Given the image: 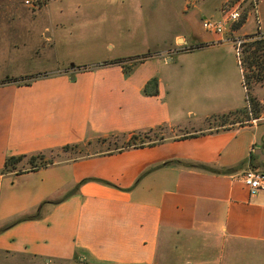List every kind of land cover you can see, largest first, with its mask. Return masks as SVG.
<instances>
[{
	"label": "crops",
	"instance_id": "obj_1",
	"mask_svg": "<svg viewBox=\"0 0 264 264\" xmlns=\"http://www.w3.org/2000/svg\"><path fill=\"white\" fill-rule=\"evenodd\" d=\"M148 1L50 0L42 23L0 21L5 41L11 35L38 50L47 45L53 59V66L41 71L51 75L0 85V169L12 155L113 136L130 138L186 122L192 130L154 145L95 151L0 175L1 186L12 183L18 191L11 197L18 208L2 219L17 212L29 217L0 230V252L46 260L77 257L86 264H184L187 253L215 248L236 249L233 264L248 263L251 254V260L257 254L264 257V192L252 193L241 181L249 168L264 171V117L214 132L202 128L211 117L246 105L240 104L228 77L223 35L195 32L198 12L193 3L198 0H184L169 5L180 23L162 29L164 40L145 29L138 37L137 9H149ZM252 15L256 29L241 35L264 31V0H257ZM90 27L107 33L104 40L115 53L85 70L65 69L72 59L66 45L84 40L82 29ZM200 43L207 45L196 46ZM185 48L192 49L184 53ZM148 51L161 54L132 66L129 75L121 63L101 65ZM176 53L187 87L184 98L175 94L171 100L163 69ZM196 113L197 123L185 119Z\"/></svg>",
	"mask_w": 264,
	"mask_h": 264
},
{
	"label": "rangeland",
	"instance_id": "obj_2",
	"mask_svg": "<svg viewBox=\"0 0 264 264\" xmlns=\"http://www.w3.org/2000/svg\"><path fill=\"white\" fill-rule=\"evenodd\" d=\"M26 0H0V21H16V20H35L37 22H41L46 20L45 11H47V5L50 0H45L44 2H40L39 6H31L26 4ZM84 3H91L96 0H83ZM224 0H198L195 4L197 7V17L194 25V30L198 34H203L205 36L212 35L211 32L207 31L202 24L203 19L208 18L211 20L220 19L222 16L221 12V4ZM231 4L236 2H240L241 9V18L239 21L232 23L226 29L223 34V39L221 40L225 43V47L223 48V52L226 53L227 63L229 64V69L227 67L228 77L231 79L233 83V92L236 94L235 96L239 99L240 104H246L249 109L250 104L246 102L245 92L243 88V84H241V72L239 69V65L236 57V49L233 43V38L235 37H245V35H241L244 32H248L251 30H255L257 27V23L255 17L252 15L257 0H229ZM54 2V1H53ZM184 3V0H150L148 1V5L150 8H141L142 12H138L137 9V33L138 37H140V30L145 29L153 33L154 37H159L162 41L166 38L163 33H161L162 29L166 28H175L178 25L179 18L178 13L175 11H171L169 5H181ZM53 3H51L52 5ZM163 5V6H162ZM144 10V11H143ZM244 13H247L246 21L241 24L242 16ZM251 15L249 16V14ZM249 16V17H248ZM95 18V17H94ZM169 25H168V23ZM145 27V28H144ZM83 30V31H82ZM82 35L84 40L82 39L79 42L72 43L70 45H66L69 47L68 53L72 59H67L68 64L63 65L65 69H69L70 71L75 70H85L91 68L96 65H92L93 62H98L105 56H110L115 53V49L109 47L108 43L110 41L104 40L107 39V33L104 34L101 29L96 27L84 28L82 29ZM257 30L256 32H258ZM159 33V35H158ZM255 33V32H254ZM251 34V33H249ZM215 35V34H214ZM219 35V34H216ZM8 39L5 41L2 37H0V85L4 84H24L28 83L36 78L45 77L51 75L52 73L41 72L44 70L47 65L51 64L53 66V59H50V54L48 52L49 46L46 45V50H38L37 47L33 44H19L15 42V39L8 35ZM150 38V37H149ZM177 44L182 45L183 40H180ZM35 46V47H34ZM231 46H233L234 50H231ZM44 47V45H42ZM184 53H187V50H184ZM167 52L166 54H168ZM183 54V52H181ZM236 53V54H235ZM159 51H148L144 54H136L133 56L126 57L125 65L134 66L149 57L160 55ZM165 54V55H166ZM180 53L173 54V60L170 61L163 69V76L165 77L166 84L168 85V91H170L171 96L169 97L171 100L173 96L181 95L183 97V91L186 89V83L182 78V67L180 65V61L177 60V57ZM169 55V54H168ZM189 55V54H188ZM187 55V56H188ZM49 59V60H48ZM72 64V65H71ZM75 64H90V65H75ZM55 66V65H54ZM40 71V72H39ZM34 72H38L32 74ZM27 74V75H24ZM31 74V75H28ZM11 79V80H8ZM253 95L264 104V83L254 82V89L252 91ZM261 117H264V109L262 110ZM200 116L195 114L194 117L188 116L185 119L190 123H197ZM223 118L227 119V122L221 123ZM244 121V122H243ZM240 122L245 125L248 122L246 121V117L238 114H229L227 117H220L216 115L208 119L204 124H202V128H207L209 132H214L221 130L223 128L236 127L240 125ZM190 125L186 122L182 125H172L168 128L158 129L155 132L150 133L148 137L154 136H163L168 139H172L179 136H188L192 133V130L189 128ZM147 137V136H146ZM145 136L142 135L141 139H146ZM131 143L128 136H117L108 139L103 142H93L90 145L86 143L81 144L78 147H70L64 149L62 147L45 152V158L47 160H52L53 163L60 162L61 160L67 159H75L78 158L85 153H91L94 151H108L115 150L117 147L126 146ZM38 161H40L38 159ZM52 163V164H53ZM31 163H29L28 158L18 162L14 168H11V171L6 173H1L0 175H4L7 173L18 174L26 171L31 167ZM263 171V170H262ZM76 187L71 188L70 190L61 191L55 195H52L48 203H52V199H59L63 194L67 192L74 191ZM18 193L17 188L13 186L12 183H9L7 186L0 185V230L4 227H7L12 222L18 220L22 217L23 213L17 212L14 216L2 219V216L5 212L11 211L13 209L18 208V203L16 201H12L11 197L15 196ZM5 205L1 210V206ZM42 209L40 210V212ZM32 215L39 214V210L37 212H31ZM187 247V245H186ZM236 249H233V252L228 250L227 252L224 249L220 251L215 248L209 252L201 251L200 253L191 252L185 255V263L194 262L198 263V261H208V264H233V260L237 257L239 252H236ZM226 252V253H225ZM244 252V251H243ZM246 253V252H244ZM247 254V253H246ZM252 254L247 255L246 264H264V257L261 255H256L252 260ZM243 259V258H242ZM250 260V261H249ZM0 264H86L85 261L80 260L79 258H74L72 260L65 259H48L46 260L44 257H32L20 254H11L0 252Z\"/></svg>",
	"mask_w": 264,
	"mask_h": 264
},
{
	"label": "trees",
	"instance_id": "obj_3",
	"mask_svg": "<svg viewBox=\"0 0 264 264\" xmlns=\"http://www.w3.org/2000/svg\"><path fill=\"white\" fill-rule=\"evenodd\" d=\"M246 19H247V13H244V15L242 16L241 24H243L246 21ZM242 38H243V43H242L241 51L239 53H237V58H238L239 65H240L241 70H242V84H243V86L245 88V92H246V102L248 104H250L251 109H249L247 106H244L242 108H238V109L229 111L228 113H223L219 116L220 117H227V116H229V114L235 113L238 115L245 116L246 121H250V120L260 119L262 110L264 109V104L261 103V101H259L252 93V91L254 89V82L264 83V31H258L255 33H251V34L245 35V37H242ZM205 45H207V44L200 43L196 46H205ZM192 48H190V49H192ZM126 59H128V58H119V59H115V60H111V61H105L101 65L111 64V63H121L123 66L124 73L126 75H129L131 73L133 67L124 64ZM8 80H11V79H8ZM156 81H157V78L155 77L154 79H152V81H150L148 83V85H146V88L144 91L147 92V87L150 84L152 85L153 83H156ZM155 93H156V91H155ZM223 119L224 120H221L222 121L221 123L227 122L226 118H223ZM243 122H240V124H242ZM158 129H163V127H159V128H155V129H148L147 131L134 133L129 138L131 143H129L128 145H126V146L123 145L121 147H117L115 150H108V151H104V152L109 153V152H114V151H121V150H123L127 147H130V146L139 147V146H147V145L157 144L158 142H161L164 139L163 136H154V137H148V136L150 135V133L155 132ZM142 135L145 137L147 136L146 137L147 140L141 139L140 137H142ZM113 137H117V136H113ZM110 138H112V137L100 138V139H97V142H100V143L103 142L104 143L105 141H107ZM91 143H93V142H91V141L86 142L87 145H90ZM80 145H81V143H75V144L65 145L62 148H64V149H67L70 147L75 148V147H78ZM91 153H85L84 155H82L80 157L90 155ZM25 158H28L29 163H31V165H32L28 169L29 171H33V170L39 169L41 167H46V166L53 163V161L51 159L47 160L45 158V153H43V152L37 153L35 155H26V154L12 155V156H8L6 158L4 166L1 169V173H6V172L11 171V168H14L18 162L24 160ZM38 159L40 161H38ZM87 180L88 179H84L80 183H83ZM46 202H49V201H46ZM52 202H55V201H52ZM27 218H29V217L23 216L14 222H18V221H21V220H24ZM14 222H12V223H14ZM11 224H9V225H11Z\"/></svg>",
	"mask_w": 264,
	"mask_h": 264
},
{
	"label": "built area",
	"instance_id": "obj_4",
	"mask_svg": "<svg viewBox=\"0 0 264 264\" xmlns=\"http://www.w3.org/2000/svg\"><path fill=\"white\" fill-rule=\"evenodd\" d=\"M44 1L45 0H26L25 2L31 6H39L40 2ZM221 12L222 16L220 19H203L202 24L207 31L223 35L229 25L239 21L241 18L240 2L231 4L230 1L227 0L221 6ZM233 43L235 45L236 52L239 53L241 51L243 38L235 37L233 38ZM188 49L190 48H185V50ZM241 181L249 188L250 192L252 193L258 191L264 192V171L260 169L249 168L245 170L241 175Z\"/></svg>",
	"mask_w": 264,
	"mask_h": 264
}]
</instances>
